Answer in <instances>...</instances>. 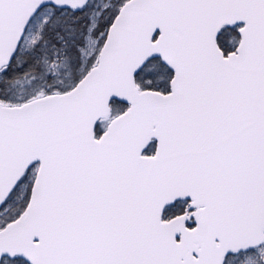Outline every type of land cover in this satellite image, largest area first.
I'll use <instances>...</instances> for the list:
<instances>
[{
	"label": "snow or ice",
	"instance_id": "obj_1",
	"mask_svg": "<svg viewBox=\"0 0 264 264\" xmlns=\"http://www.w3.org/2000/svg\"><path fill=\"white\" fill-rule=\"evenodd\" d=\"M0 264H264V0H0Z\"/></svg>",
	"mask_w": 264,
	"mask_h": 264
}]
</instances>
